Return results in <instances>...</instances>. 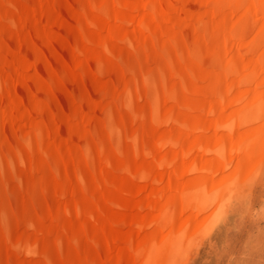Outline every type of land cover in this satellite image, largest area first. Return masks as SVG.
Returning a JSON list of instances; mask_svg holds the SVG:
<instances>
[{
    "label": "bare ground",
    "instance_id": "6f19581e",
    "mask_svg": "<svg viewBox=\"0 0 264 264\" xmlns=\"http://www.w3.org/2000/svg\"><path fill=\"white\" fill-rule=\"evenodd\" d=\"M263 150L264 0H0V264H178Z\"/></svg>",
    "mask_w": 264,
    "mask_h": 264
},
{
    "label": "rangeland",
    "instance_id": "374dc122",
    "mask_svg": "<svg viewBox=\"0 0 264 264\" xmlns=\"http://www.w3.org/2000/svg\"><path fill=\"white\" fill-rule=\"evenodd\" d=\"M251 177L240 197L234 196L226 213L208 223L178 264H264V162Z\"/></svg>",
    "mask_w": 264,
    "mask_h": 264
}]
</instances>
